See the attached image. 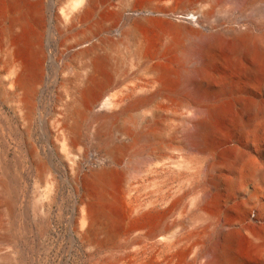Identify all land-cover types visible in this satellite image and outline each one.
<instances>
[{"label":"rangeland","instance_id":"1","mask_svg":"<svg viewBox=\"0 0 264 264\" xmlns=\"http://www.w3.org/2000/svg\"><path fill=\"white\" fill-rule=\"evenodd\" d=\"M77 1L34 0L40 15L30 23L33 28H29L43 46L42 72L29 94L9 84L4 94L0 93V264H111L105 259L108 251L82 239L79 230L85 203L95 191L88 176L103 166L110 155L109 146L114 144H123L116 150L117 162L112 164L114 192L121 201L114 209L119 218L114 232L115 246L131 239L133 246L142 245L138 236L157 225L169 226V234L195 225L204 226L203 230L209 225L204 231L211 234L216 220L221 218L223 222L236 224L238 231L232 248L237 263L264 264L263 239L257 244L252 236L259 231V216H264V176L255 174L248 166L264 170V114L254 119L246 114L245 132L236 130L231 100L244 94L247 87L233 58L232 41L221 38L207 59L199 61V66L216 76L200 88L190 89L199 98L214 100L220 111L206 140L195 141L186 130L188 107L183 92L174 87L136 108L135 120L128 123L130 131L122 132L120 118L109 122L95 118L98 107L91 106L77 116L70 114L76 87L89 69L90 58L74 59L81 48L65 50L67 37L85 27H95V23L97 26L112 23L103 36L116 39L123 27L155 16L206 32L210 29L190 23L174 1L173 4L160 0H100L92 14L82 21L76 20V25L67 31ZM149 2L172 9L156 12ZM201 3L202 9L211 12L213 24L220 23V27L241 24L264 35V0H245L244 6L234 0H201ZM122 4L125 5L122 18L112 21L111 10ZM10 20L0 19L2 41ZM157 23L141 25L138 55L125 54L123 47L111 52L109 61H117L119 65L108 69L107 74L120 83L110 92L129 87L127 94L133 93L134 88L135 94L141 96L155 91V86H146L153 74L141 62L148 60V65H152L163 57L173 60L177 54L169 40L160 34ZM3 65L1 60L0 81L8 75ZM154 108L158 114L152 117L150 110ZM239 144L243 145L242 158H235L234 148ZM227 169L229 176H233L232 185L211 188L207 201H202L199 207L209 181ZM227 196L230 199L226 202ZM139 202L150 209L153 226H139L137 215L131 214V208ZM102 231L97 232V237H104ZM160 255L163 262L162 251ZM156 262L154 259L148 264Z\"/></svg>","mask_w":264,"mask_h":264},{"label":"bare ground","instance_id":"2","mask_svg":"<svg viewBox=\"0 0 264 264\" xmlns=\"http://www.w3.org/2000/svg\"><path fill=\"white\" fill-rule=\"evenodd\" d=\"M99 1L78 0L77 5L71 11L67 31L76 25V20L79 19L80 21L92 14L94 6ZM162 1H174L177 6L179 5L180 12L186 16L190 23L199 26L206 25L210 31L206 32L191 25L155 16L138 20L129 26L123 27L120 36L116 39L103 36L105 32L111 29L110 25L112 23L99 24L98 26L95 23V27H85V29L68 36L66 39L68 43H64V49L69 51L72 48L80 47L81 49L74 55V59L90 58V61L87 62L89 69L83 75L81 85L76 87L77 95H74V105L70 114L77 116L86 113L89 107L95 106L99 110L94 114L95 118H101L103 121L108 122L120 118V131H127L129 130L128 123L135 120L136 108L151 103L159 93L168 90V87H174L183 92V100L188 107L189 117L186 120V130L191 132L195 141L197 139L206 140L211 134L213 123L220 116V111L214 100L199 98L191 93L190 89L198 86L200 88L201 85L206 84L212 77L216 76L205 67L199 66L198 63L202 59H207L208 54L214 51L221 38H228L234 44L233 58L247 87L244 94H239L231 100L232 108L235 111L234 123L237 127L236 130L244 133L246 114L252 115V119L260 118L264 114V35L256 34L251 27L242 26L241 24L222 27H220V23L213 24L211 12L202 9L201 0H160V2ZM234 1L242 6L245 4V0ZM33 3H35L34 0H0V19L10 18V21H12L3 33V41L2 38L0 39V61L4 62L3 66L8 70L6 79L0 81L1 94H4L3 91L7 84L13 89L23 88L24 93H30L32 88L36 87L34 86L35 80L42 72L41 65L45 54L42 50L43 46L39 44L41 41L37 40L34 30L31 31V28H29L32 27L30 23L36 21L40 15L37 11L38 8L35 7L36 4L34 6ZM149 5L156 12L172 9V7H164L161 3L150 4L149 2ZM124 11V4L115 10H111L112 21L118 22ZM156 21L159 22L157 26L160 27V34L169 40L170 45L177 54L173 60L163 57L152 65H148V60L141 62L153 74L146 86H155V91L152 94L141 96L135 94L134 88L132 89L133 93L127 94L129 87L110 92L112 88L120 83L117 80L110 79L107 74L108 69H115L119 65L117 61H109L111 52H118L123 47L126 49L125 54L138 55L141 51L137 47L141 25ZM35 33L37 32L35 31ZM83 45L85 46L83 47ZM125 102H127L126 105H124ZM153 110L155 108L152 111L150 110L152 117L158 114V111ZM240 133L239 135H242ZM108 136L111 137V129H109ZM121 146L123 147V144L109 146L108 153L110 155L104 160L103 166L95 169L88 176V181L94 185L95 191L92 198L89 201L87 200L83 209L79 230L82 239L89 243L93 242L98 249H106L108 255L105 259L107 263L111 264H148L150 260L153 261L154 259L157 260L156 264H239L233 256L234 247L232 248L235 232L238 231L236 224L226 221L225 223L220 220L221 218H216V223L215 219L213 220L216 227L212 226L215 228H212L214 230L211 234L205 232L209 225L204 228L205 231L202 230L204 226L195 225L189 230L176 234L168 233L169 226L157 225L155 228L149 227L143 236H138L142 239V245L133 246L134 239H131L123 245L115 246L114 232L119 225V218L114 209L120 205L121 201L114 192L112 164L117 162L116 150ZM234 150L235 158L241 157L243 145H237ZM248 166L255 174L264 176V170L257 169L252 164ZM222 171V173L216 175L217 177L215 176V180L209 181L210 184H207V188L203 190V197L198 202L199 207L202 205L201 202L207 199L211 188L222 184L224 186L232 185L233 176H229V169ZM229 199L230 197L227 196L225 201L227 202ZM149 204L152 205L153 203L150 202ZM146 207L145 204L139 202L131 208V214L135 213L137 215L138 225L143 228L153 224L152 215L149 213L151 211ZM260 216L259 231L253 233L252 236L257 242L262 239L264 242V216H261V218ZM99 230H103L104 237H97ZM100 233L101 231L98 234ZM207 240L208 244H205ZM161 251L164 256L163 262L160 261Z\"/></svg>","mask_w":264,"mask_h":264}]
</instances>
